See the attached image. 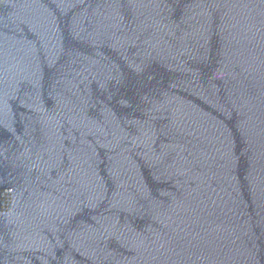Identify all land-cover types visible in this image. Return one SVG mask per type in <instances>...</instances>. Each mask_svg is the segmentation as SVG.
<instances>
[{
    "label": "water",
    "instance_id": "1",
    "mask_svg": "<svg viewBox=\"0 0 264 264\" xmlns=\"http://www.w3.org/2000/svg\"><path fill=\"white\" fill-rule=\"evenodd\" d=\"M0 264H264V0H0Z\"/></svg>",
    "mask_w": 264,
    "mask_h": 264
}]
</instances>
